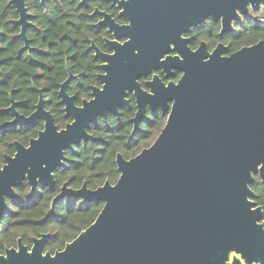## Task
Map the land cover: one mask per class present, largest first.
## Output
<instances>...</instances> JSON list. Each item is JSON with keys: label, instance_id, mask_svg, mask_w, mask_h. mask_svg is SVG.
I'll return each instance as SVG.
<instances>
[{"label": "water", "instance_id": "obj_1", "mask_svg": "<svg viewBox=\"0 0 264 264\" xmlns=\"http://www.w3.org/2000/svg\"><path fill=\"white\" fill-rule=\"evenodd\" d=\"M118 1V0H116ZM263 0H126L119 1L127 25H118L100 12L101 21L120 44L107 41L112 54L95 56L102 63V87L92 86V98L75 105L66 91L71 74L60 83L64 114L71 122L61 129L44 107L38 92L35 110L28 116L16 110L12 98L5 108L13 118L5 124H29L36 118L43 129L27 147L14 141L15 153L0 167V219L6 198L26 179L54 185V171L64 164L65 149L92 140L87 132L97 117L128 103L133 91L137 110L130 118L133 131L148 105L168 112L156 139L135 156L116 154L119 176L94 189L61 186L52 200L68 195L102 201L95 220L61 250L44 251L51 234L32 238L31 247L17 239L15 247L0 253V264H264L263 209L253 200V175L264 184V39L224 54L222 42L209 52L206 44L192 50L181 34L207 18L220 23V35L234 31V22ZM81 0L80 3H85ZM45 4V0H41ZM21 26L18 35L29 49L25 29L31 25L24 0H10ZM172 45V46H171ZM169 52L176 54H167ZM165 77L182 72L174 82L158 75L137 81L152 69Z\"/></svg>", "mask_w": 264, "mask_h": 264}, {"label": "trees", "instance_id": "obj_2", "mask_svg": "<svg viewBox=\"0 0 264 264\" xmlns=\"http://www.w3.org/2000/svg\"><path fill=\"white\" fill-rule=\"evenodd\" d=\"M28 5L37 26L26 31L29 51L23 48L22 39L17 36L19 28L8 21L15 12L0 0V164L4 154L13 152L14 139L26 143L43 126L41 119L27 125L5 124L12 118V113L5 109L11 98L18 102L17 110L28 115L38 100L36 89H40L45 108L52 113L58 127H63L69 118L62 110L58 89L68 77V70L76 76L69 79L66 89L76 95L77 101L89 97L90 86L99 84L98 61L89 49L94 28L87 11L79 8L76 2L72 5L66 0H62L58 8L50 2L45 9L34 3ZM263 15L264 0L259 11H250L242 20L234 22V31L218 36L217 40L227 45V53H231L264 39V22L259 20ZM206 28L217 32L219 24L209 20L200 27L203 39H208ZM134 110L131 103L121 110L120 120L112 113L105 119L99 117L89 128L94 139L65 152L64 165L54 173L53 188L38 184L32 190L26 180L15 188L16 197L6 198L4 216L0 219V252L16 246L17 238L31 247L33 237L49 232L51 236L44 251L53 253L95 220L102 201H84L80 197L63 195L51 207L52 200L64 182L73 189L80 188L83 183L90 189L105 181L115 183L119 176L116 154L133 157L156 139L165 124L166 114L158 111L131 135L128 119ZM251 189L264 212V186L257 175Z\"/></svg>", "mask_w": 264, "mask_h": 264}, {"label": "flooded vegetation", "instance_id": "obj_3", "mask_svg": "<svg viewBox=\"0 0 264 264\" xmlns=\"http://www.w3.org/2000/svg\"><path fill=\"white\" fill-rule=\"evenodd\" d=\"M9 1L10 0H4V3H5V6H7L9 9H11V10H13L14 12H15V16L14 17H12V18H9L8 19V21L9 22H11L12 24H14L15 26H17L18 28H19V31H18V33L20 32V28H21V26L20 25H18V24H15L14 22H13V20H16V19H18L19 18V14H18V12L16 11V9L14 8V7H12L10 4H8L9 3ZM68 3H70L71 2V4L73 5V3L74 2H76L77 3V6L79 7V8H82V9H84V10H86L87 11V14H88V16H89V18L91 19V24H92V26H93V28H94V37H92V38H90L89 39V49L91 50V52H92V55H93V57L98 61V63H97V68H98V71L96 72V77H97V79H98V74H100V73H103V70L100 68V64L102 63V61L98 58V57H96L95 56V49L92 47V44H94V46L95 47H97L98 48V50L102 53V54H112L113 53V50L108 46V44H107V41H111V40H115L116 42H118V43H120V44H122V43H124L126 40H128V38L127 37H124V36H121L120 38H118V39H116L115 37H114V35H113V33H112V31H109L108 30V26L107 25H104L103 23H101V21L104 19V17H103V15L100 13V12H104V13H106V14H108V15H110V17L114 20V22L116 23V24H118V25H127L128 23H129V21L127 20V18H125L124 16H122L121 14H120V12L122 11V7H120V5H118L119 4V1H121V2H123V1H126V0H118V1H116V0H86V2L85 3H80L81 2V0H66ZM53 3V6H55V7H60V5H61V3H62V0H45V4H42L41 3V0H24V5H25V8H26V12L28 13V15H29V17H28V22H30L31 23V25H29V26H27L26 27V29H25V35H26V31H27V29L28 28H36L37 26H36V23L33 21V18H34V15H33V12L30 10V8H29V3L31 4V3H34V5H36V6H38V5H40V6H42L44 9L47 7V4L48 3ZM209 20H211L213 23H215V24H219V30L217 31V32H214V29H210V28H206L205 29V32H206V34H207V37L206 38H208V39H203V37H202V31L199 29L200 27H202L206 22H208ZM214 28V27H213ZM219 31H220V23L218 22V21H214V20H212L211 18H207L204 22H202V23H200V24H198V25H196V26H193V27H191L190 29H189V31L188 32H184V33H182L181 34V37L182 38H188V43H187V45H188V47L190 48V49H192V50H195V49H197L199 46H200V44L202 43V42H204L205 44H206V48H207V50L209 51V52H211L215 47H216V45L218 44V43H220L221 41H218L217 40V37L218 36H223L224 34H226V33H228V32H226V33H224V34H222V35H220V33H219ZM18 33H17V36L18 37H20L19 35H18ZM21 38V37H20ZM26 38H27V35H26ZM22 39V38H21ZM210 39V40H209ZM27 40H28V38H27ZM22 42H23V48L25 49V50H27V51H29L30 49H31V47H30V44H29V41H28V44H29V49L28 48H25L24 47V41H23V39H22ZM223 43V42H222ZM224 44V43H223ZM225 45V44H224ZM172 46V45H171ZM226 47H227V45H226ZM224 54H229V53H227V49L223 52ZM167 54H171V55H174V54H176L175 52H169V53H166V54H164L163 55V57L162 58H164ZM68 70V69H67ZM69 70H68V75H69ZM70 74H71V77H70V79L72 78V77H75L76 75H74V74H72L71 72H70ZM181 74H182V72L181 71H179V70H174L173 69V71H172V75H170V76H168V77H165V75H164V72L162 71V69L161 68H158V69H152L151 70V72H149L147 75H143V76H139L138 78H137V81H138V83L140 84V86H141V88L143 89V90H145V91H149V88L147 87V85H146V82L147 81H149L152 77H153V75H158V77L164 82V83H168L169 81H174V82H176L179 78H180V76H181ZM98 82H99V84H93V85H91L90 86V96L89 97H83V98H81L79 101H77V98H76V95L74 94V93H71V92H69L67 89H66V91L68 92V94L70 95V96H74V103H75V105H77V106H80L81 104H82V101L83 100H90L91 98H92V95H91V92H92V86H96V87H99V88H101L102 87V83L100 82V80L98 79ZM60 86V85H59ZM60 88V87H59ZM58 91H59V89H58ZM38 93V92H37ZM58 96H59V93H58ZM126 98H127V100H128V103L126 104V105H124V106H121V107H119V117H117L116 115H114L112 112H107L106 113V116H107V114L108 113H112L118 120H120V112H121V110H123L125 107H128V106H130L131 105V103H133L134 104V107H135V110H134V112H133V114H132V116H130L129 117V119H128V122L130 123V125H131V131H130V134L132 135V134H134L136 131H138L139 129H140V125H141V123L143 122V121H145L146 119H148L150 116H152V115H156V113L158 112V111H160L161 113H163V114H166V118H167V114H168V112H163L161 109H159L158 107H156L154 110H151L150 108H149V106L147 105L146 106V109H145V116H144V118H142L141 120H140V122H139V126H138V128L136 129V130H134L133 131V123L130 121V118L131 117H133L134 115H135V112H136V110H137V105H136V98H135V96H134V94H133V91H131V92H128V95L126 96ZM38 101V100H37ZM59 102H60V96H59ZM61 104V103H60ZM17 105H18V102H17V104H16V110H17ZM36 105V104H35ZM61 106H62V110H63V105L61 104ZM44 107H45V105H44ZM46 109V108H45ZM34 110H35V108H34ZM33 110V111H34ZM9 111V110H8ZM18 111V110H17ZM32 111V112H33ZM11 112V111H10ZM19 112V111H18ZM63 112H64V110H63ZM12 113V112H11ZM19 113H21V112H19ZM21 114H23V113H21ZM52 114V113H51ZM23 115H25V114H23ZM29 115V114H28ZM28 115H25V116H28ZM65 115V114H64ZM53 116V115H52ZM66 116V115H65ZM106 116L105 117H102V116H98L97 117V121H98V118L99 117H101V118H103V119H105L106 118ZM66 117H68V116H66ZM12 118H13V113H12ZM11 118V119H12ZM54 118V117H53ZM69 118V120L66 122V123H68V122H71V117H68ZM36 119H41V118H36ZM35 119V120H36ZM34 120V121H35ZM42 120V119H41ZM43 121V120H42ZM97 121H96V123H97ZM33 122V121H32ZM31 122V123H32ZM55 122V121H54ZM65 123V124H66ZM96 123H91L90 124V126L91 125H95ZM30 124V123H29ZM56 124V123H55ZM65 124H64V126H65ZM14 125H27V124H19V123H16V124H14ZM43 125H44V121H43ZM57 125V124H56ZM58 126V125H57ZM63 126V127H64ZM90 126H89V128H90ZM63 127H58V129H61V128H63ZM89 128H87V132L88 133H90L92 136H93V139H94V135L89 131ZM41 129H43V126H42V128ZM41 129H39V130H41ZM38 130V131H39ZM38 131H37V133H38ZM37 133H36V135L35 136H31V137H29V139H28V141L26 142V143H22L21 141H19V140H17V139H14L13 141H12V145H13V152L11 153V154H4L3 155V162H2V164H0V167H2V165L5 163V156H13L14 155V153H15V146H14V141H18L19 143H21L23 146H25V147H27L28 146V144H29V141H30V139H32V138H35L36 136H37ZM92 139V140H93ZM92 140H88V141H86V142H80L79 144H74L73 145V147L71 148V149H73L75 146H77V145H80V144H85V143H87V142H89V141H92ZM71 149H65L64 150V154H65V152L67 151V150H71ZM65 160H66V155H65ZM65 160H64V163H65ZM64 165V164H63ZM62 165V166H63ZM61 166V167H62ZM59 168V167H58ZM57 168V169H58ZM56 169V170H57ZM56 170L54 171V173L56 172ZM53 173V174H54ZM258 176V178H259V180H260V182H261V179H260V177H259V175L258 174H254L253 175V181H254V178H255V176ZM24 180H26V179H24ZM24 180H23V182H24ZM27 181V180H26ZM22 182V183H23ZM28 182V181H27ZM65 183V182H64ZM253 183V182H252ZM251 183V184H252ZM262 183V182H261ZM38 184H41V183H37L36 184V186L38 185ZM54 184H55V179H54ZM66 184H67V182H66ZM83 184H85V183H83ZM82 184V185H83ZM251 184H250V188H251ZM30 185V184H29ZM42 185V184H41ZM63 185V183L61 184V186ZM262 185L264 186V184L262 183ZM20 186V185H19ZM36 186H35V188H36ZM43 186V185H42ZM61 186H60V190H61ZM18 187V186H17ZM31 187V186H30ZM47 187H49V186H47ZM54 187V185L52 186V187H49V188H53ZM67 187L68 188H71V187H69L68 185H67ZM87 187V186H86ZM16 188V187H15ZM88 188V187H87ZM71 189H73V188H71ZM253 191V190H252ZM254 193V192H253ZM81 198V197H80ZM253 200L255 201V194H254V198H253ZM85 201V200H84ZM256 202V201H255ZM257 204V203H256ZM258 205V204H257ZM261 206V205H260ZM262 207V206H261ZM263 209V208H262ZM264 213V212H263ZM263 219V218H262ZM262 221V220H261ZM263 224V223H262ZM18 239V238H17ZM21 240V239H20ZM22 242V241H21ZM23 244V243H22ZM16 245H17V243H16ZM13 247H15V246H13ZM5 250V249H4ZM4 252V251H3ZM3 252H0V253H3Z\"/></svg>", "mask_w": 264, "mask_h": 264}, {"label": "built area", "instance_id": "obj_4", "mask_svg": "<svg viewBox=\"0 0 264 264\" xmlns=\"http://www.w3.org/2000/svg\"><path fill=\"white\" fill-rule=\"evenodd\" d=\"M259 20L264 22V15L262 17H259Z\"/></svg>", "mask_w": 264, "mask_h": 264}, {"label": "rangeland", "instance_id": "obj_5", "mask_svg": "<svg viewBox=\"0 0 264 264\" xmlns=\"http://www.w3.org/2000/svg\"><path fill=\"white\" fill-rule=\"evenodd\" d=\"M263 225H264V220L262 221Z\"/></svg>", "mask_w": 264, "mask_h": 264}]
</instances>
